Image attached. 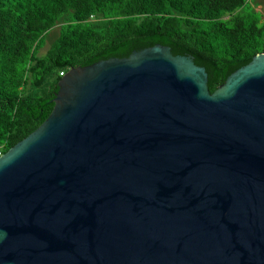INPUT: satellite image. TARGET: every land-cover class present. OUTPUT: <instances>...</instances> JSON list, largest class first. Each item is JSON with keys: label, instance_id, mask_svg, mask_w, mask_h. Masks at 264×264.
Returning <instances> with one entry per match:
<instances>
[{"label": "water", "instance_id": "water-1", "mask_svg": "<svg viewBox=\"0 0 264 264\" xmlns=\"http://www.w3.org/2000/svg\"><path fill=\"white\" fill-rule=\"evenodd\" d=\"M161 36L72 67L0 156V264H264V52Z\"/></svg>", "mask_w": 264, "mask_h": 264}, {"label": "trees", "instance_id": "trees-1", "mask_svg": "<svg viewBox=\"0 0 264 264\" xmlns=\"http://www.w3.org/2000/svg\"><path fill=\"white\" fill-rule=\"evenodd\" d=\"M255 7L251 0H0V156L51 114L62 71L134 38L165 37L211 61L213 92L230 63L264 52V16Z\"/></svg>", "mask_w": 264, "mask_h": 264}, {"label": "rangeland", "instance_id": "rangeland-1", "mask_svg": "<svg viewBox=\"0 0 264 264\" xmlns=\"http://www.w3.org/2000/svg\"><path fill=\"white\" fill-rule=\"evenodd\" d=\"M252 5L256 6L255 8L262 12L264 16V0H251ZM58 33V27L52 30L49 35V41H52Z\"/></svg>", "mask_w": 264, "mask_h": 264}, {"label": "built area", "instance_id": "built-area-1", "mask_svg": "<svg viewBox=\"0 0 264 264\" xmlns=\"http://www.w3.org/2000/svg\"><path fill=\"white\" fill-rule=\"evenodd\" d=\"M61 74H62V75H65V72L62 71Z\"/></svg>", "mask_w": 264, "mask_h": 264}]
</instances>
